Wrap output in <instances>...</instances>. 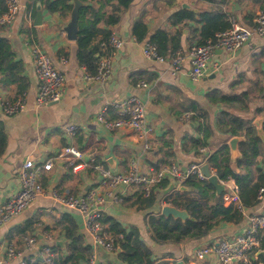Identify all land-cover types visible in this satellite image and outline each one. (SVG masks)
Returning a JSON list of instances; mask_svg holds the SVG:
<instances>
[{
    "label": "crops",
    "instance_id": "1",
    "mask_svg": "<svg viewBox=\"0 0 264 264\" xmlns=\"http://www.w3.org/2000/svg\"><path fill=\"white\" fill-rule=\"evenodd\" d=\"M20 2L22 6L15 20L0 28V38L7 40L13 60L20 66L21 76V81L16 84L0 85V98L10 102L25 93L26 106L23 112L11 116L3 114L0 106V127L4 136L3 152L0 155V206L17 190V172L29 157H33L36 162H43L56 156L64 146L74 145L82 152L81 160L76 163H81L83 167L73 171L65 161L53 160L51 170L44 172L41 177L47 196L37 197L22 212L0 227V255L9 244L19 251L23 249L24 235L19 234L18 230L28 226L25 235H35L39 245H56L59 250H53L54 255L66 256L69 252L68 241L62 229L63 223L57 222L63 214H68L75 221L77 234L81 236L83 244L90 246L91 252L95 253L96 264H125L118 259L117 254L121 252L118 246L113 253L94 248L78 212L53 202L48 192L55 190L66 195H84L95 185L98 178L94 169L96 165L112 172H126L132 162L141 172L164 164H176L185 169L202 163L206 156L229 140L230 137L221 134L216 127V118L221 112L241 118L260 117L264 120V111L253 114L257 108H264V36L252 38L229 56L217 50L206 74L195 82L188 75L189 60L185 52L197 43L201 24L189 20L178 23L172 18L181 9L195 13L220 9L228 17H234L239 24L248 26L258 11H264V0H175L173 4L166 0H132L127 8H119V20L116 24L105 25L101 21L95 25L123 41L121 49L113 59L111 78L106 83L84 78V68L76 57V40H68L64 30L70 13L50 12L39 3L42 21L34 26L36 4L35 13L32 15L28 6L32 0ZM113 3L111 0H89L82 4L106 17ZM4 7V0H0V13L4 11ZM90 14H85L82 21H87ZM137 21L146 27L141 41H136L132 33ZM158 30L167 38L165 60L162 63L145 59L141 52L143 43L149 41ZM102 39L103 35L99 33L94 42L100 43ZM32 44L37 45L65 77L62 98L56 103L38 108L35 105L37 79L30 55ZM177 48L183 52L185 58L179 72L173 75L169 58L172 49ZM213 63H217L219 67L215 69ZM139 81L144 82L146 87H137L136 83ZM23 85L25 89L19 94L18 86ZM212 91L227 96L247 93V109L243 111L238 105L209 101L208 94ZM131 95H137L143 102L146 123L152 128L147 139L151 147L149 151L143 149V142L132 129L109 131L95 120L97 112L105 102ZM193 106L205 116V123L211 129L208 138L202 137L204 120L193 113ZM185 113H190L191 116L184 120ZM106 116L114 118V113L108 112ZM69 124L78 127L77 133L71 138L61 133V129ZM194 141L206 144L205 151L195 146ZM236 160L237 158L230 161L231 168L242 172L236 168ZM256 169L264 172L263 142L255 166L251 168L253 180L257 177ZM227 184L235 185L231 180ZM170 187H173L171 183L167 190ZM136 189L126 191L119 188L117 192L123 197L122 204L104 208L103 215L114 218L123 229L131 232V246L142 258L149 257L154 264H177L179 261L183 264H218L213 255L201 261L197 260L193 255L195 248L215 244L223 239H232L245 231L246 219L243 216L237 224H220L200 240L156 243L146 223V214L156 213L161 206L167 204H161V191L155 189L153 192L156 199L152 208L139 209L136 197L132 195ZM256 196L244 203L241 199L246 213L264 212V199L259 201ZM258 237L261 245L264 242V231ZM263 259L264 248L258 243L248 253L245 262L262 264ZM8 264H17V261Z\"/></svg>",
    "mask_w": 264,
    "mask_h": 264
},
{
    "label": "built area",
    "instance_id": "2",
    "mask_svg": "<svg viewBox=\"0 0 264 264\" xmlns=\"http://www.w3.org/2000/svg\"><path fill=\"white\" fill-rule=\"evenodd\" d=\"M4 11L0 13V28L11 24L21 9L20 0H4ZM231 26L227 30L216 33L213 39H208L201 44L191 45L185 52L189 60L188 75L192 81H199L206 74L217 50H221L226 56L231 55L245 42L252 38L264 36V11H258L252 18L250 25L239 24L234 17L230 18ZM123 41L113 33L100 42L99 53L95 63L94 73L84 70V78L89 81L106 83L112 75L113 59L121 49ZM141 52L145 59L164 62L165 58L157 52L156 46L146 41L141 46ZM30 55L37 79L35 94L36 107L58 102L64 92L65 77L56 69L50 58L37 46H30ZM184 54L180 50L171 53L169 58L170 70L174 75L179 72L184 61ZM217 69L219 65L213 63ZM137 87H146L144 82H137ZM0 106L3 114L7 116L21 113L25 110V93H22L13 101H3L0 98ZM114 113V118H107L108 112ZM190 113H185L183 119H188ZM96 122L105 129L114 131L118 129H132L137 138L143 142L145 151L151 150L147 142L152 132L151 126L146 123V114L143 102L137 95L105 102L95 116ZM78 127L69 124L61 129V133L67 137H73ZM201 148V149H200ZM205 151V147H200ZM82 152L74 145H66L52 158L43 162H36L33 157L27 158L17 172L18 188L11 193L4 204L0 206V227L22 212L33 200L40 196H47L41 183L44 172L50 171L53 160H63L73 171L83 167L81 163ZM207 156L202 163L193 164L181 169L176 164H164L157 168H149L146 172L139 171L135 163H131L126 172H115L103 168L101 165L94 166L98 178L95 185L82 196L61 194L55 190L48 192L53 202L78 212L83 219V226L89 235L92 246L101 248L106 252L113 253L116 250L114 237L104 231L101 222L103 209L108 206H120L123 201L119 188L130 190L137 188L142 197L149 198L154 187L162 180H168L175 189L183 186L189 177L205 180L201 174L200 167L206 163ZM214 173L213 170H210ZM215 174V173H214ZM219 180V179H218ZM224 187L221 193L222 205L231 206L242 214L246 219L245 231L232 239H223L217 243L205 244L195 248L193 255L201 261L210 255L216 257L218 264H237L245 262L248 253L258 246V235L264 231V212L249 214L245 212L244 205L239 196L236 185L227 184L219 180ZM257 200L264 199V186L257 191ZM23 249L17 250L9 244L0 255V264H8L17 261V264H53L54 252L48 245H39L35 235L22 236ZM86 264H96V255L91 252Z\"/></svg>",
    "mask_w": 264,
    "mask_h": 264
},
{
    "label": "trees",
    "instance_id": "3",
    "mask_svg": "<svg viewBox=\"0 0 264 264\" xmlns=\"http://www.w3.org/2000/svg\"><path fill=\"white\" fill-rule=\"evenodd\" d=\"M85 3L89 0H80ZM114 2L111 5L110 13L104 17L99 15V12H94L90 7L81 6L79 17L81 22L78 23V33L76 39L77 53L76 57L79 64L87 72L94 73L97 54L99 53V42H94L97 34L103 35V41L106 40L110 33L97 28L95 25L103 21L105 25L116 24L119 20V8H127L132 0H111ZM169 4H173L175 0H166ZM210 2L211 0H201ZM43 4L50 12H58L59 14H69L72 9V0H32L30 10L32 15L35 13V4ZM3 12V11H2ZM91 13L88 20L84 22L85 14ZM175 22L183 20L195 21L200 23L198 29V41L196 44H201L208 39H213L216 33L227 30L231 26L230 17L223 13L220 9L212 12H192L186 9H181L172 15ZM133 37L136 41H141L146 33V27L137 21L132 29ZM149 42L156 46L159 55L164 57L166 50L167 38L165 34L158 30L149 39ZM177 49H172L175 52ZM20 66L13 60V53L7 40L0 38V85H12L21 81ZM25 85L18 86L19 94L23 92ZM209 101L213 103H222L226 105H238L240 110H246L249 98H246L247 93L239 96H227L218 91L209 92ZM245 97V98H244ZM199 117L205 119L203 113L196 106L192 108ZM264 108H257L255 114H260ZM252 118H241L228 112H221L216 118V127L221 134L228 138L232 136H244L245 140L238 144V150L241 153V158L235 162L236 168L242 172H236L231 168L228 147L225 143L211 152L206 159V163L211 170L216 174L218 179L223 182L233 181L239 190V196L244 201L255 197L260 187L264 186V172L256 169L257 177L253 180L251 168L255 166L256 158L259 155L261 141L256 136L254 127L252 126ZM201 133L202 137L208 138L211 135V129L208 124L203 122ZM264 132V122L262 125ZM203 139V140H204ZM4 136L0 127V155L3 152ZM194 145L200 147L206 146L204 143L194 141ZM157 166V165H156ZM155 166V168H157ZM169 185L168 180H162L154 190H159L161 195V204L171 205L180 210H186L193 220L181 221L172 217H164L160 215V210L156 213L146 214V223L151 233L152 239L156 243H180L189 240H200L209 235L215 228L223 223H239L243 216L231 206L225 207L221 203V194L216 195L214 188L206 180H198L195 177L187 178L183 185L187 187V191L167 190ZM136 197L139 209H150L155 203L156 194L154 192L149 198H144L139 189H136L132 194ZM160 204V205H161ZM160 209V208H159ZM101 222L104 226V231L114 237L116 247L121 249L117 254L118 259L125 264H154V261L149 257L142 258L137 250L131 246V232H127L121 225L112 217L103 215ZM57 223H63L62 229L65 233V238L68 241L69 252L66 256L57 255L53 259V264H86L91 254L90 246L84 245L81 236L77 234V226L73 218L68 214H63ZM28 230V226H24L18 230L19 234H23ZM259 246L264 248V242H261L258 237ZM53 250H59V247L54 245ZM175 264V263H173ZM237 264H248L247 262H239ZM264 264V259L263 263Z\"/></svg>",
    "mask_w": 264,
    "mask_h": 264
},
{
    "label": "water",
    "instance_id": "4",
    "mask_svg": "<svg viewBox=\"0 0 264 264\" xmlns=\"http://www.w3.org/2000/svg\"><path fill=\"white\" fill-rule=\"evenodd\" d=\"M83 4L80 0H72V9L70 11V17L67 24L64 26V30L67 36L68 40H76L77 39V33H78V21H79V10ZM36 14L33 20V25L37 26L41 24L42 21V14L40 11V4L36 3ZM264 120L260 117H256L252 120V126L255 129L256 136L258 139L264 143V132H263V125ZM244 136H232L229 138L228 141H226V145L228 147L229 151V157L230 161H234L236 158H241V153L238 150V144L242 141H244ZM201 174L205 177V180L214 188L215 193L217 196H219L223 191L224 187L219 183L218 177L216 174L211 173L210 167L207 163H204L200 167ZM173 187H170L168 190H166L164 193L169 192L172 190ZM187 187L184 185L179 187L178 190L184 191ZM160 215L164 217H172L173 219H179L181 221L185 220H193V218L190 217V215L187 213L186 210H180L177 209L171 205H163L160 208ZM177 264H183L182 261L177 262Z\"/></svg>",
    "mask_w": 264,
    "mask_h": 264
}]
</instances>
